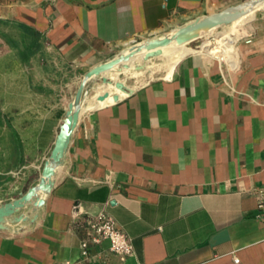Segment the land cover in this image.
Instances as JSON below:
<instances>
[{
    "label": "crops",
    "instance_id": "obj_1",
    "mask_svg": "<svg viewBox=\"0 0 264 264\" xmlns=\"http://www.w3.org/2000/svg\"><path fill=\"white\" fill-rule=\"evenodd\" d=\"M243 1L0 0L1 203L39 181L80 84L53 59L87 72ZM241 21L240 39L167 75L119 73L134 91L118 102H97V78L45 204L0 230V264H264V8ZM102 212L131 238L124 259L107 241L82 253L85 218Z\"/></svg>",
    "mask_w": 264,
    "mask_h": 264
},
{
    "label": "water",
    "instance_id": "obj_2",
    "mask_svg": "<svg viewBox=\"0 0 264 264\" xmlns=\"http://www.w3.org/2000/svg\"><path fill=\"white\" fill-rule=\"evenodd\" d=\"M261 8H264V0H245L229 5L222 10L198 16L165 34L149 37L132 44L112 59L93 65L83 74L75 96L68 105L54 146L44 163L39 181L19 197L7 202H0V230L10 229V224L34 220L45 204L46 197L55 185L57 172L64 165L73 132L78 125L82 109L85 108V99L94 88V82L97 78H101L103 85L115 84L118 90L131 94L134 91L133 88L122 80H113L109 75L115 71L122 73L132 68L144 70L146 67L144 63L130 64L142 53L144 54L143 61H150L152 58L161 56L167 46L174 43L181 45L197 40L204 37L212 29L229 25ZM109 97L110 92L106 91L97 96V100L105 102ZM120 98L118 93L113 95L114 102H118ZM27 208L28 210L25 211Z\"/></svg>",
    "mask_w": 264,
    "mask_h": 264
},
{
    "label": "built area",
    "instance_id": "obj_3",
    "mask_svg": "<svg viewBox=\"0 0 264 264\" xmlns=\"http://www.w3.org/2000/svg\"><path fill=\"white\" fill-rule=\"evenodd\" d=\"M258 209L260 215H264V186L257 190ZM85 238L82 241V253L84 256H91V247L109 243V250L118 254L123 259L133 253V244L130 236L117 224L110 214L105 212L85 218ZM238 261L237 259L235 260ZM68 264V263H67Z\"/></svg>",
    "mask_w": 264,
    "mask_h": 264
},
{
    "label": "rangeland",
    "instance_id": "obj_4",
    "mask_svg": "<svg viewBox=\"0 0 264 264\" xmlns=\"http://www.w3.org/2000/svg\"><path fill=\"white\" fill-rule=\"evenodd\" d=\"M239 23L240 25L244 26L243 25V22L241 21V18L234 21L233 23ZM231 23V24H233ZM230 25V24H229ZM227 26V25H226ZM226 26H223V27H218V28H215V29H212L210 31V37L211 39H214V38H217L220 34L224 33V30L226 28ZM213 33V35H211ZM241 38V37H240ZM239 38V39H240ZM204 40V41H203ZM206 41V38L205 37H201L197 40H194L190 43V45H192L193 47H201L203 45V43ZM199 49H194L192 52H196L198 51ZM170 54V51H166L165 54L161 55V56H158V57H155V58H152L150 61H140V60H135L133 62V64H136L137 61H140V64L141 63H144L146 64V67L144 70L147 71H150V74L152 77H155L156 75L158 76L159 72L163 71L165 72V75H167L169 73L170 68H163L162 70H155L156 67L162 65L166 60H168L170 57L168 56ZM167 58V59H166ZM149 64V65H148ZM50 66L52 67V71H53V76H59V78H63V80L65 82H68L70 80H79V78L82 77V75L85 73V68H82V67H76V65H72V63L68 62V61H64V60H61L59 58L58 59H53L51 62H50ZM152 67V68H150ZM154 67V68H153ZM129 72H133L134 74L136 75H140V74H143L144 72H134V68H132L131 70H129ZM117 73V71L114 72V74ZM126 73V72H125ZM128 73V72H127ZM110 78H112L113 80H120L121 79V76L118 74H110L109 75ZM120 78V79H119ZM122 78H126V75H123ZM134 79H143V77H136ZM145 80V79H144ZM139 82V81H138ZM143 82V81H142ZM98 83H100L98 81V79L94 82V88L93 89H96V85H98ZM102 85V84H99V86ZM113 85V84H112ZM92 89V90H93ZM113 89V88H112ZM90 91V94L87 96V97H90V95L93 94L94 90L93 91ZM111 89H109L110 91ZM114 93V92H112ZM110 92V94H112ZM96 96V95H95ZM20 189H16V190H2V193H4V195H2V200H5V199H8L9 197H12L14 195H21ZM23 191V189L21 190ZM5 198V199H4ZM1 202V201H0Z\"/></svg>",
    "mask_w": 264,
    "mask_h": 264
},
{
    "label": "bare ground",
    "instance_id": "obj_5",
    "mask_svg": "<svg viewBox=\"0 0 264 264\" xmlns=\"http://www.w3.org/2000/svg\"><path fill=\"white\" fill-rule=\"evenodd\" d=\"M244 33H245V29L240 28L239 24L237 22H235L233 24L227 25L225 30H224V33L220 34L215 40L209 41L210 32L207 33L204 36L206 38V41L203 43V45L201 47H197V48L193 47L192 45H190L191 42L184 43L181 45L174 43V44L164 48L163 54H165L166 51H170V54L168 55L170 58L168 60H166L162 65L156 67L155 70H160V69L162 70L163 68H168V69L170 68V70H173L175 68L176 64L182 58H184L187 54L191 53L194 49H199L201 51H206L209 53L210 52L215 53L221 49L223 50V48L231 45L233 42L238 40ZM211 35H213V33ZM143 56H144V54L142 53L141 55H139L138 57L133 59L132 62L130 61L131 62L130 64L132 65L135 60L143 61V59H142ZM150 68H152V67H150ZM128 71H124V72H128ZM145 71L146 70H135L134 69V72H139V73L145 72ZM115 74H118V72ZM115 74L113 73V75H115ZM109 89H111V90L109 91ZM105 91H108L111 93L114 92V94H117V93L118 94H126V93L122 92L121 90H118L115 87V84H113V85L112 84H109V85H103L102 84L101 89L97 92L95 99L97 100V96H99L101 92L103 93ZM107 100H113V97L106 99V102H107ZM97 102H100V101H97ZM84 110H86V108L82 109V113L84 112Z\"/></svg>",
    "mask_w": 264,
    "mask_h": 264
}]
</instances>
